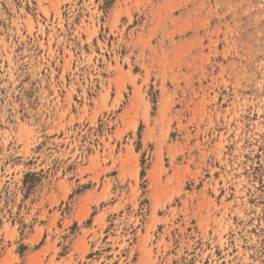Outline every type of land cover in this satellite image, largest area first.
<instances>
[{
	"label": "rangeland",
	"instance_id": "1",
	"mask_svg": "<svg viewBox=\"0 0 264 264\" xmlns=\"http://www.w3.org/2000/svg\"><path fill=\"white\" fill-rule=\"evenodd\" d=\"M0 264H264V0H0Z\"/></svg>",
	"mask_w": 264,
	"mask_h": 264
}]
</instances>
